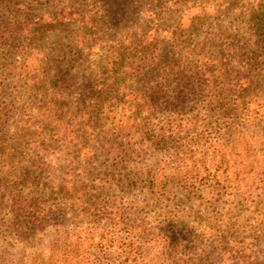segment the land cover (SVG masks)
Wrapping results in <instances>:
<instances>
[{
	"label": "rangeland",
	"instance_id": "rangeland-1",
	"mask_svg": "<svg viewBox=\"0 0 264 264\" xmlns=\"http://www.w3.org/2000/svg\"><path fill=\"white\" fill-rule=\"evenodd\" d=\"M83 6L98 22L83 44L69 37L76 24L38 40L39 61L51 69L47 83L30 82L22 70L4 83L3 101L14 110L0 131V264H49L60 224L62 232L100 234L109 226H96L94 209L110 203L124 218L135 213L148 225L153 236H129L144 246L146 264H264V0H88ZM200 47L229 69L239 63L255 81L246 89L260 105L254 119L230 125L233 115L219 105L222 99L204 108L196 98L181 116L154 108V135L167 141L142 139L128 110L133 96L157 86L174 92L173 75L195 61ZM31 83L39 88L28 89ZM238 94L230 88L228 99ZM190 134L201 135L194 149L201 174L166 185L182 166L180 145L163 136ZM215 144L229 158L219 168ZM62 185L80 191V201L59 197ZM15 196L26 207L43 203L39 218L45 219L35 220L28 208L25 220H10ZM114 232L125 235L120 226ZM151 238L158 240L148 245ZM114 258L113 243L83 253L82 264H118Z\"/></svg>",
	"mask_w": 264,
	"mask_h": 264
},
{
	"label": "trees",
	"instance_id": "trees-1",
	"mask_svg": "<svg viewBox=\"0 0 264 264\" xmlns=\"http://www.w3.org/2000/svg\"><path fill=\"white\" fill-rule=\"evenodd\" d=\"M87 1L0 0V131H3L8 125L9 118L13 116L14 110L12 107L14 103L11 106L7 101H3L6 100L2 96L5 80L18 79L17 74L22 70L28 76L25 75L27 79H32L30 82L47 83L45 80H47L51 69H49V66H42L39 61L40 56L44 54L39 49L38 40L58 30L65 32L70 26L76 24L80 27L69 37L73 38L76 43L83 44L89 36V31L94 32L98 27L96 26L98 22L94 19V13L83 9V5ZM44 3H47V8L42 7ZM238 52L240 51L238 50L236 55ZM157 59L159 58L157 57ZM210 60L212 59H208L200 47L196 52L195 61L184 64L173 75L176 83L174 92L169 90L167 86H157L150 88L147 93L134 95V101L128 109L131 111L132 119L135 120L134 132L142 139L149 140L154 144L166 142L167 140H158L154 135L157 129L150 124L153 109L161 106L162 110L168 113L169 118L181 116L197 105L195 103L196 98H201L204 108L205 104L212 105L217 99H222L219 105L227 112L231 111L233 115L229 122L230 125L239 120L250 123L255 117L253 114H255L256 107L260 105L253 99L252 92L246 89L255 81L250 82V79L243 75L239 63L234 64L229 69L227 65L218 59L215 61ZM235 61L237 62L236 57ZM175 68L176 65H174ZM37 88L35 83H31L28 87L32 90ZM230 88L236 89L239 93L232 99H228ZM192 124L194 123L192 122ZM192 127L197 126L194 124ZM167 136H172L170 138L172 143L180 145L179 154H181L180 165L182 167L175 176L170 179L166 178L165 184H187L190 177L198 175V173L201 174V170L194 160V149L199 145L200 140L198 139H201V135L195 138L190 134L185 140L177 139L173 135H164L163 137L167 138ZM214 146V164L219 168L226 164V160L229 161V158L226 159V154L222 149L217 148L218 145L215 144ZM8 168L9 166L4 165V169L8 170ZM64 182L62 181V183ZM60 187L59 190H56L59 197L76 203L80 201V191L70 188L68 185ZM30 203L32 204L28 207L23 206L22 200L15 196L11 205L7 207L8 212L11 213L8 214V218L13 221L16 220V222H19V219L25 220V213L28 208H31V213L37 220L44 209L43 203L39 200ZM123 204H125L124 201ZM118 206L110 203L109 205L99 204L95 207V215L92 220H95L96 226L100 222H105L109 226L100 234L96 228L86 232L81 231L77 235L71 229H65L62 232L60 224L57 229V239L51 247L49 264H82L83 253L91 250V248L108 249L113 243L114 262L118 264H146L140 253L144 246L141 245V242H135L129 236L131 233L135 235H145L147 233H149V236L153 235L145 221L136 217L135 213H132L127 219L124 218L122 209ZM128 207H125V209L127 210ZM0 213L3 214L1 210ZM54 216H57V214L53 213L51 215V217ZM43 219L45 218H39V220ZM56 223H60V221L58 220ZM28 224L31 225L32 222L30 221ZM117 226H120L125 235L122 234L121 237H118L119 235L113 233V229ZM15 228L23 229V227L20 229L19 223H15ZM98 237H101V239L96 243ZM157 240L151 238L148 245H151L152 241L156 243ZM166 256L172 257L168 253ZM171 260H167V263L175 264ZM149 264H152L151 260Z\"/></svg>",
	"mask_w": 264,
	"mask_h": 264
},
{
	"label": "clouds",
	"instance_id": "clouds-1",
	"mask_svg": "<svg viewBox=\"0 0 264 264\" xmlns=\"http://www.w3.org/2000/svg\"><path fill=\"white\" fill-rule=\"evenodd\" d=\"M10 247H15V245H10Z\"/></svg>",
	"mask_w": 264,
	"mask_h": 264
}]
</instances>
